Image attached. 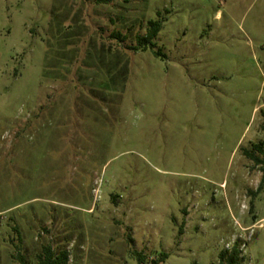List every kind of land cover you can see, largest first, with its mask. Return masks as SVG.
Wrapping results in <instances>:
<instances>
[{"label": "rangeland", "instance_id": "rangeland-1", "mask_svg": "<svg viewBox=\"0 0 264 264\" xmlns=\"http://www.w3.org/2000/svg\"><path fill=\"white\" fill-rule=\"evenodd\" d=\"M263 113L264 0H0V264H264Z\"/></svg>", "mask_w": 264, "mask_h": 264}, {"label": "trees", "instance_id": "trees-1", "mask_svg": "<svg viewBox=\"0 0 264 264\" xmlns=\"http://www.w3.org/2000/svg\"><path fill=\"white\" fill-rule=\"evenodd\" d=\"M162 29V22L157 20H151L148 23V29L145 36H139L137 39L138 45L134 47L135 50H147L149 46L154 47V40ZM161 52H158L160 54ZM262 130L264 131V113ZM254 148L261 155H257L253 152L246 151V156L254 161L257 167H260L262 171V180L258 188V192L264 188V144H256ZM70 255L67 250L60 252L56 255L51 247H44L42 254L40 255L39 264H68ZM244 257L242 256L241 249L238 245L234 246L231 251L225 250L220 254V264H243Z\"/></svg>", "mask_w": 264, "mask_h": 264}]
</instances>
